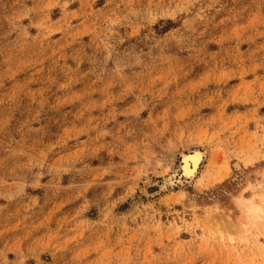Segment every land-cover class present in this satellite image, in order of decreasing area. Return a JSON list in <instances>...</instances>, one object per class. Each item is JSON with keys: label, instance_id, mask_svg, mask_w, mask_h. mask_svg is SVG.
Returning <instances> with one entry per match:
<instances>
[{"label": "rangeland", "instance_id": "obj_1", "mask_svg": "<svg viewBox=\"0 0 264 264\" xmlns=\"http://www.w3.org/2000/svg\"><path fill=\"white\" fill-rule=\"evenodd\" d=\"M261 196L264 0H0V264H264Z\"/></svg>", "mask_w": 264, "mask_h": 264}, {"label": "bare ground", "instance_id": "obj_2", "mask_svg": "<svg viewBox=\"0 0 264 264\" xmlns=\"http://www.w3.org/2000/svg\"><path fill=\"white\" fill-rule=\"evenodd\" d=\"M202 159V155L199 152L194 151L189 155L183 156L181 161V172L184 178L194 176L197 167ZM252 198V197H251ZM242 211V227L240 234L246 233L256 228L264 230V198L261 196L258 200L250 199L240 203ZM225 229L233 231L234 225L225 221ZM224 223V222H223ZM224 229V227H223ZM237 231V230H236Z\"/></svg>", "mask_w": 264, "mask_h": 264}]
</instances>
